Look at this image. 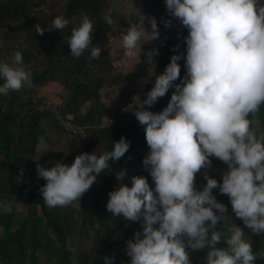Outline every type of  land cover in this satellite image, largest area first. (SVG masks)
<instances>
[{
  "label": "clouds",
  "instance_id": "obj_1",
  "mask_svg": "<svg viewBox=\"0 0 264 264\" xmlns=\"http://www.w3.org/2000/svg\"><path fill=\"white\" fill-rule=\"evenodd\" d=\"M164 2L170 17L162 18L164 27H172L174 18L187 29L186 54L174 45L164 71L155 76L144 99L139 93L132 97L131 109L144 126L149 150L142 164L154 187L143 175H133L128 186L123 182L127 171L121 168L116 174L119 186L108 193L106 209L113 217L142 226L125 241L128 264H191L190 251L205 249V264H255L264 252H254L232 216L252 234L264 233V131L256 120L264 105V0ZM104 20L113 23L111 15ZM68 25V19L57 15L47 30L61 31ZM45 30L38 27L37 33L43 35ZM93 31L91 18L81 16L67 43L72 57L79 58L90 45L91 58L100 56L101 47L91 44ZM159 39L156 18L140 13L121 34L123 55L138 63L143 53L154 69L159 50L151 46L144 51L143 45ZM182 58L183 78L178 63ZM0 81L4 96L32 86L20 51L11 62H0ZM169 89L174 90L167 105L159 112L150 111ZM113 142L111 151L82 152L70 165L37 164L38 177L46 181L40 187L45 204L56 208L79 201L109 162L120 160L130 147L123 136ZM210 158L227 167L221 182L205 171L206 183L198 190L196 176L211 167ZM213 189L227 195L231 215ZM0 210L11 213L12 203L0 200ZM220 242L225 246L217 247ZM104 260L112 264L111 258Z\"/></svg>",
  "mask_w": 264,
  "mask_h": 264
},
{
  "label": "trees",
  "instance_id": "obj_2",
  "mask_svg": "<svg viewBox=\"0 0 264 264\" xmlns=\"http://www.w3.org/2000/svg\"><path fill=\"white\" fill-rule=\"evenodd\" d=\"M124 2L0 0V32L14 25L13 34L22 36L21 42L19 36L4 35L5 40L1 42L9 47L7 59L11 61L14 53L20 51L23 67L32 75L30 88L10 92L7 96L0 95V200L12 203L11 213L0 210V264H105L104 257L111 258L112 264H128L130 261L125 254V241L132 239L136 231H142V226L122 216L113 217L107 211L106 203L108 193L116 189L114 185H118L117 172L121 168L126 169L123 182H131L133 175H140L136 166H143L142 158L149 150L144 126L131 111L132 97L139 93L141 99L145 98L146 91L154 84L155 76L164 71L170 56L174 54V45H179V51L186 54L184 37L188 32L175 19H172V27H164L162 18H168L164 0H138L134 5L135 12L128 17L119 10L120 6L125 5ZM36 12L38 15L34 14ZM140 13L154 16L157 20L160 39L153 41L152 45L144 44L143 50L156 47L159 55L153 58L155 67L147 73L143 82L121 90L120 86L131 74L130 71L115 69L103 35L105 30L115 26L123 27L136 22ZM57 15L68 19L69 25L61 31L47 30ZM83 15H88L93 21L91 44L101 47V54L96 59L91 58V45L79 58H74L67 44L72 27L78 24ZM105 15H111V25L106 24ZM38 27L46 29L43 35L37 33ZM178 63L183 78L186 75L184 59ZM138 65L152 69L143 53ZM114 69L117 72L112 73ZM48 82L61 85L58 103L41 93ZM106 90L113 94L107 102L102 99ZM173 90L169 89L149 110L161 111ZM120 92L124 93L116 97ZM256 120L260 130L264 131V105ZM68 123L82 127L83 131H72ZM52 129L64 134L66 149L55 153L53 162L70 165L74 157L82 152L94 151L99 155L111 151L113 141H118L121 136L130 142V147L120 160L109 162L110 167L97 177V182L79 201L65 207L49 208L40 192V187L46 181L38 177L36 165H41L37 156L40 137L48 139ZM210 159L211 167L201 170L196 176L198 190L206 183L203 178L205 171L218 182L222 180L221 174L227 166L216 158ZM50 165L47 166H53ZM143 176L150 187H154L149 173ZM212 191L231 213L227 195L220 194L218 189ZM232 221L243 228L255 253L264 252V233L252 234L234 215ZM224 246L223 242L217 245ZM206 252L207 249L198 253L204 262ZM255 264H264V258L258 257Z\"/></svg>",
  "mask_w": 264,
  "mask_h": 264
},
{
  "label": "rangeland",
  "instance_id": "obj_3",
  "mask_svg": "<svg viewBox=\"0 0 264 264\" xmlns=\"http://www.w3.org/2000/svg\"><path fill=\"white\" fill-rule=\"evenodd\" d=\"M138 0H125L124 6H120L119 10L122 11V14L128 17L129 15L133 14L135 12V3ZM35 15H38V13H34ZM168 16V14H167ZM170 18V17H168ZM174 19V18H171ZM14 25H9L5 30H1L0 32V62H11L10 60L7 59V49L9 48L6 45H3L1 41L5 40L4 35H14V36H19L18 40L22 42V36H20L19 33H14V29H12ZM128 26H123V27H114L108 30H105V34L103 35V40L106 49H108L109 55L111 58L114 60V65L115 69L117 71H130V76L126 79V82L120 86L121 90H126L130 86L135 85V84H140L143 82L146 77L147 73L151 72L153 69L147 68V66L142 67L139 66V62L134 65L136 62L135 58H128L123 55V49L121 47L122 45V40H121V34L127 29ZM5 33V34H4ZM138 65V66H137ZM129 67V68H128ZM112 70V73H115L117 71ZM61 89V85L54 83V82H48L42 89L41 93L46 94L48 97L52 99H56L55 102H58L60 100V95L58 94V91ZM110 91L106 90L103 93L102 99L104 101H109L111 100V97L113 94H109ZM108 93V94H107ZM124 92H120L118 96L122 95ZM113 99V98H112ZM50 130V129H49ZM48 132V131H47ZM49 138L45 137H40V140L37 144V156H38V161L40 160L41 165L44 167H48L47 165L54 164L53 159L55 158V153H59L60 151L64 150L66 151L65 147V138L64 134L61 131L58 130H51V132L48 134ZM53 162V163H52ZM51 166V165H50ZM218 174L220 172L218 171ZM229 212V210H228ZM231 215V213L229 212ZM201 250H195V251H190V259H191V264H204L205 262L200 259V256L198 253Z\"/></svg>",
  "mask_w": 264,
  "mask_h": 264
},
{
  "label": "built area",
  "instance_id": "obj_4",
  "mask_svg": "<svg viewBox=\"0 0 264 264\" xmlns=\"http://www.w3.org/2000/svg\"><path fill=\"white\" fill-rule=\"evenodd\" d=\"M180 68H181V66H180ZM175 83H179V80L176 81ZM146 92H144L143 94H145ZM112 116H113V114L111 113L110 117H109L110 121L112 120ZM68 127L74 132L75 131H80V132L83 131V129L80 126H75V125H72V124H69V123H68ZM136 171L139 172L140 175H147L148 174V172L144 169V167L141 164H138L136 166ZM127 185L131 186V182H127ZM114 187L117 188L118 185L116 184V185H114Z\"/></svg>",
  "mask_w": 264,
  "mask_h": 264
}]
</instances>
